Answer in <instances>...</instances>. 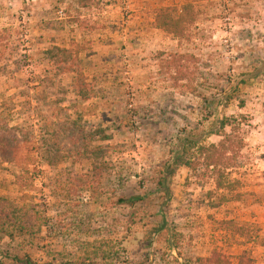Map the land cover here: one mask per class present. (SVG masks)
Segmentation results:
<instances>
[{"label": "rangeland", "instance_id": "374dc122", "mask_svg": "<svg viewBox=\"0 0 264 264\" xmlns=\"http://www.w3.org/2000/svg\"><path fill=\"white\" fill-rule=\"evenodd\" d=\"M186 5L196 16L186 38L156 26L161 9ZM171 55L186 57L187 81L176 84L166 69ZM262 60L264 0H0V124L20 126L31 141L16 163H0V197L48 222L31 244L18 237L2 246L53 264H109L122 247L140 264L165 244L183 258L218 251L236 264L246 253L264 264V75L238 84ZM79 74L88 101L78 99ZM215 97L220 117L233 119L230 165L219 175L202 161L197 171L180 168L166 202L157 167L181 130L207 145L223 140L204 138ZM85 136L105 150L101 179ZM122 195L148 200L131 209L116 204ZM162 210L165 240L149 250ZM243 225L252 242L234 236Z\"/></svg>", "mask_w": 264, "mask_h": 264}, {"label": "trees", "instance_id": "16d2710c", "mask_svg": "<svg viewBox=\"0 0 264 264\" xmlns=\"http://www.w3.org/2000/svg\"><path fill=\"white\" fill-rule=\"evenodd\" d=\"M89 0H79V4L83 7L87 6ZM196 22V16L194 14L193 5L184 6L180 12L177 8H165L161 9L156 17V26L177 38H186L190 29ZM186 57L184 55H171L169 59L165 61L166 69L170 72H174L173 79L176 80V84L187 81L188 71L184 69L182 60ZM264 75V60L260 61L259 65L250 74L244 75L248 79L239 81V85H246L250 80L258 79ZM86 79L84 75L79 74L76 79V92L78 99L81 101H88L91 96L88 91H85ZM87 88V87H86ZM222 103L221 97H215L214 101L209 104V113L207 119H215L213 127L206 133L205 139L212 136L223 137V140L215 145L203 144V138L199 134L188 133L186 129L181 130L180 135L176 138L175 142L171 144L170 154L167 159L162 161L158 165L159 178L157 182L158 191L164 194L166 202H170L173 197L171 184L175 178L178 170L182 167L189 168L193 171L198 170V163L203 162L206 170L219 175V171L227 169L229 161L228 154L233 153L234 145L232 144V136L226 132L227 128L232 125L233 119L228 117H220L219 106ZM29 132L27 133L23 128L19 126L10 128L9 125L0 124V163L1 164H13L16 163V156L18 151L22 148H30L31 141L29 139ZM19 138V140H18ZM89 144H88V143ZM85 136L83 139V148L92 161L94 173L98 179L103 178V171L108 168V163L104 160L105 150L102 146L94 147ZM230 152V153H229ZM198 156V158L195 157ZM18 158V157H17ZM218 188H222L224 185L219 179L217 183ZM148 200L147 195H131L120 196L116 204L119 206H125L128 208H135L136 206L145 203ZM162 222L157 224L149 233L146 240V248L154 250V245L162 244L166 235V212L162 210ZM38 212L34 209L25 208L23 210L17 209L14 203L8 198L0 197V264H53L52 261H46L40 263L28 254H23L20 250L19 253H14L3 247L2 244L5 239L10 241H16L19 239L27 238L28 236L35 235L33 231H41L44 227L48 226V222H41ZM227 226L234 227L236 223L229 221L224 223ZM234 236L241 239H245L252 242L251 229L248 226H242L241 228L236 226L234 229ZM28 240V243L33 242L32 238L24 239V242ZM168 250L155 249L152 254H148L143 263L140 264H233L227 257L220 252L215 251L210 257H197V258H183L181 253L173 255V250H176L170 244ZM264 248V245H259ZM125 249L120 248L114 255L110 253L109 257L112 262L109 264H130L125 259ZM103 261H107L109 258L105 255L101 257ZM97 259L87 260L85 258L79 259L65 264H97ZM236 264H255L254 259L250 258L246 253L238 256ZM107 264V263H106Z\"/></svg>", "mask_w": 264, "mask_h": 264}]
</instances>
